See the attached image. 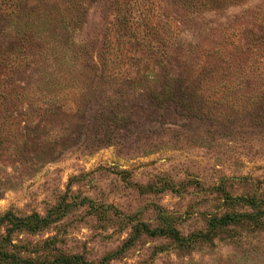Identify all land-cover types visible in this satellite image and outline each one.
<instances>
[{
    "label": "rangeland",
    "instance_id": "obj_1",
    "mask_svg": "<svg viewBox=\"0 0 264 264\" xmlns=\"http://www.w3.org/2000/svg\"><path fill=\"white\" fill-rule=\"evenodd\" d=\"M239 197L264 199V0H0V213L53 221L20 239L97 264L144 223L189 246L110 264H264V216L202 236Z\"/></svg>",
    "mask_w": 264,
    "mask_h": 264
},
{
    "label": "trees",
    "instance_id": "obj_2",
    "mask_svg": "<svg viewBox=\"0 0 264 264\" xmlns=\"http://www.w3.org/2000/svg\"><path fill=\"white\" fill-rule=\"evenodd\" d=\"M156 55L157 53L151 54L155 58ZM105 58L104 55L103 59ZM93 66L96 65H89L88 67ZM234 199L237 204H243L251 212H229L217 219H211L208 224L209 230L202 235L203 237L211 232L214 233L217 228H224L237 223L240 218L252 223L253 217L261 218L264 216V199H261L260 202L251 197ZM254 212L255 214H253ZM50 222L49 216L42 217L37 213L22 216L12 211L0 213V264H94L86 261L81 255L67 254L55 246L49 248L48 244L52 239H46L41 243H26L25 240L20 239L21 235L34 236L43 233L47 230ZM142 235L151 238L165 237L179 243L180 247L189 246L188 242H190V240L181 237L180 233L171 226L151 229L148 225L139 223L134 227V235L121 247V250L105 256L97 264H110L113 259L132 246ZM197 239H199L198 236Z\"/></svg>",
    "mask_w": 264,
    "mask_h": 264
}]
</instances>
